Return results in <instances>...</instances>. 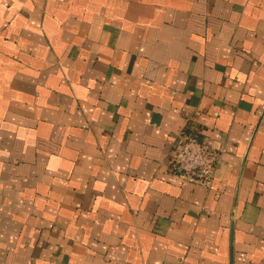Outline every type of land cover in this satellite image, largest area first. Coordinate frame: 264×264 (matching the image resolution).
Segmentation results:
<instances>
[{
	"label": "crops",
	"instance_id": "obj_1",
	"mask_svg": "<svg viewBox=\"0 0 264 264\" xmlns=\"http://www.w3.org/2000/svg\"><path fill=\"white\" fill-rule=\"evenodd\" d=\"M0 264H264V0H0Z\"/></svg>",
	"mask_w": 264,
	"mask_h": 264
},
{
	"label": "built area",
	"instance_id": "obj_2",
	"mask_svg": "<svg viewBox=\"0 0 264 264\" xmlns=\"http://www.w3.org/2000/svg\"><path fill=\"white\" fill-rule=\"evenodd\" d=\"M221 152L196 133L184 129L177 134L174 151L167 157L166 165L169 172L182 181L209 187L214 180Z\"/></svg>",
	"mask_w": 264,
	"mask_h": 264
}]
</instances>
